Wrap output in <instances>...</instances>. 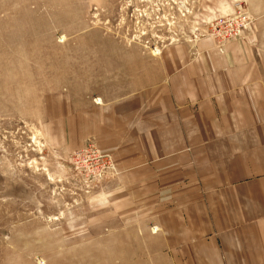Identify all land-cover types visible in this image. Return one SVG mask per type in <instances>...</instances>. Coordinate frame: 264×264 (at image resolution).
<instances>
[{"label":"rangeland","instance_id":"rangeland-1","mask_svg":"<svg viewBox=\"0 0 264 264\" xmlns=\"http://www.w3.org/2000/svg\"><path fill=\"white\" fill-rule=\"evenodd\" d=\"M233 40L264 42V0H0V264H140L136 234L182 192L143 190L171 185L170 159L110 133L93 49Z\"/></svg>","mask_w":264,"mask_h":264},{"label":"crops","instance_id":"crops-1","mask_svg":"<svg viewBox=\"0 0 264 264\" xmlns=\"http://www.w3.org/2000/svg\"><path fill=\"white\" fill-rule=\"evenodd\" d=\"M179 44L150 59L116 44L92 53L110 133L139 134L145 159H170L171 185L143 190L182 192L169 225L135 233L139 263L264 264V42Z\"/></svg>","mask_w":264,"mask_h":264},{"label":"built area","instance_id":"built-area-1","mask_svg":"<svg viewBox=\"0 0 264 264\" xmlns=\"http://www.w3.org/2000/svg\"><path fill=\"white\" fill-rule=\"evenodd\" d=\"M225 24H232V22H233V20H231V19H223L222 20ZM227 22V23H226ZM240 22V21H239ZM235 26H237V25H235ZM239 27V26H238ZM237 29V28H236Z\"/></svg>","mask_w":264,"mask_h":264}]
</instances>
